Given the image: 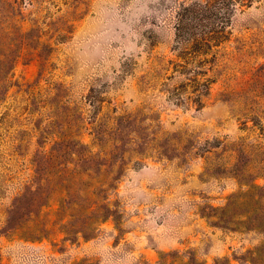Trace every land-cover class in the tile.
<instances>
[{"label": "rangeland", "instance_id": "rangeland-1", "mask_svg": "<svg viewBox=\"0 0 264 264\" xmlns=\"http://www.w3.org/2000/svg\"><path fill=\"white\" fill-rule=\"evenodd\" d=\"M0 80V264H148L160 239L184 246L155 264H259L264 234L205 216L242 174L264 187V0H0ZM106 153L126 164L95 238L61 232L58 195L45 240L9 230L29 183L87 182Z\"/></svg>", "mask_w": 264, "mask_h": 264}, {"label": "trees", "instance_id": "trees-1", "mask_svg": "<svg viewBox=\"0 0 264 264\" xmlns=\"http://www.w3.org/2000/svg\"><path fill=\"white\" fill-rule=\"evenodd\" d=\"M7 58L10 60V67L4 79H8L15 64V58L9 59V56ZM4 88L0 80V97L2 91H5ZM124 144L135 145V141L127 139ZM112 155V153L105 154V164L103 160L95 162L93 157L88 158L94 168H87L86 172L93 171L97 177H100L103 167H105V184L104 182H94L96 176L88 173L85 174L87 182L76 181L78 174L75 170L54 171V176H60L61 182L47 184L46 187L45 185H35L33 182L29 183L24 188L23 194L15 199L8 210L7 225L9 230L17 233L19 238L24 241L45 240L49 230L42 213L45 208L50 206L53 195H58L55 200L58 205L55 213V225L59 226L61 232L67 236L81 237L84 241L95 238L99 226L115 217V212L102 201L110 192L116 190L117 176L119 177L121 174L116 172V177L112 178L111 182H107L109 176L114 173L116 163L120 162L119 167L122 168L126 164L124 158L115 162ZM242 175L243 179L240 180V183L242 187H246V190L231 196L224 207L211 208L213 214L205 217L214 227L233 232L254 230L264 234V187L254 183L255 177L250 176L251 178H249L246 174ZM246 178L250 180H245ZM248 256L251 262L264 264L263 247L249 252ZM224 261V259H218L215 263L220 264ZM181 264H192V262Z\"/></svg>", "mask_w": 264, "mask_h": 264}, {"label": "crops", "instance_id": "crops-1", "mask_svg": "<svg viewBox=\"0 0 264 264\" xmlns=\"http://www.w3.org/2000/svg\"><path fill=\"white\" fill-rule=\"evenodd\" d=\"M170 233V232H168ZM165 239H160L154 246H150L147 244H142L140 248V253L143 255V260L148 264H155L157 262V251H179L184 245L182 243H171L170 241L167 243L164 241ZM88 242H86L87 244ZM172 248V249H171Z\"/></svg>", "mask_w": 264, "mask_h": 264}]
</instances>
